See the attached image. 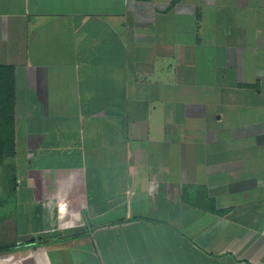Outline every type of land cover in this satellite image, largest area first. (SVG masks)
Masks as SVG:
<instances>
[{"label":"crops","instance_id":"1","mask_svg":"<svg viewBox=\"0 0 264 264\" xmlns=\"http://www.w3.org/2000/svg\"><path fill=\"white\" fill-rule=\"evenodd\" d=\"M0 133V264H264V0H0Z\"/></svg>","mask_w":264,"mask_h":264},{"label":"trees","instance_id":"2","mask_svg":"<svg viewBox=\"0 0 264 264\" xmlns=\"http://www.w3.org/2000/svg\"><path fill=\"white\" fill-rule=\"evenodd\" d=\"M12 90H13V88H12ZM6 139H7V138H5V139L3 140V138H2V134L0 133V151L4 150L5 147H6V145L8 144ZM1 160H2V159L0 158V162H1ZM14 181H16V178H14Z\"/></svg>","mask_w":264,"mask_h":264},{"label":"rangeland","instance_id":"3","mask_svg":"<svg viewBox=\"0 0 264 264\" xmlns=\"http://www.w3.org/2000/svg\"><path fill=\"white\" fill-rule=\"evenodd\" d=\"M9 191V190H8Z\"/></svg>","mask_w":264,"mask_h":264}]
</instances>
